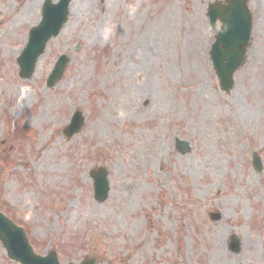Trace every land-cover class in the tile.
I'll return each mask as SVG.
<instances>
[{
	"label": "rangeland",
	"instance_id": "obj_1",
	"mask_svg": "<svg viewBox=\"0 0 264 264\" xmlns=\"http://www.w3.org/2000/svg\"><path fill=\"white\" fill-rule=\"evenodd\" d=\"M86 1L23 80L15 60L43 0H0V211L61 264H264V0H247L251 43L228 94L209 60L215 0ZM75 110L85 122L67 138ZM0 264H18L1 244Z\"/></svg>",
	"mask_w": 264,
	"mask_h": 264
},
{
	"label": "water",
	"instance_id": "obj_2",
	"mask_svg": "<svg viewBox=\"0 0 264 264\" xmlns=\"http://www.w3.org/2000/svg\"><path fill=\"white\" fill-rule=\"evenodd\" d=\"M70 0H59L51 3L45 0L42 6L41 20L38 25L30 28L28 39L20 55L16 58L19 76L23 79L30 77L35 68L38 57L43 53L45 44L52 36H56L67 20ZM226 3L215 1L209 4L207 16L211 26L218 19L221 26L214 42L210 46V60L216 71L219 87L229 92L233 86L232 73L242 64L244 53L250 43L251 19L247 7V0H226ZM68 58L65 55L58 57L50 74L47 77V86H52L58 80L65 68ZM83 124V117L75 111L69 124L64 128L67 137L78 132ZM177 149L186 153L190 148L185 141H176ZM254 164L258 159L254 157ZM94 199L102 202L107 198L109 181L107 171L98 166L90 172ZM212 220L219 218L218 214L210 215ZM0 243L4 247L8 258L20 264H59L56 253L49 252L45 256L33 252L23 228L14 224L0 212ZM229 247L232 251L238 250V240L231 238ZM72 264V263H69ZM82 264H95V260H86Z\"/></svg>",
	"mask_w": 264,
	"mask_h": 264
},
{
	"label": "bare ground",
	"instance_id": "obj_3",
	"mask_svg": "<svg viewBox=\"0 0 264 264\" xmlns=\"http://www.w3.org/2000/svg\"><path fill=\"white\" fill-rule=\"evenodd\" d=\"M71 4H72V2H71ZM73 6L74 7H71L70 8V12H69V14H71V13H74V12H80L81 10H84V9H89L90 8V5L88 4V2L86 1V0H74L73 1ZM153 54V51H152V49H148L147 47H144V49H143V51H142V53H141V55H140V57H141V59H146V58H151L152 55ZM24 98L22 97L20 100H19V102H21L22 100H23Z\"/></svg>",
	"mask_w": 264,
	"mask_h": 264
},
{
	"label": "clouds",
	"instance_id": "obj_4",
	"mask_svg": "<svg viewBox=\"0 0 264 264\" xmlns=\"http://www.w3.org/2000/svg\"><path fill=\"white\" fill-rule=\"evenodd\" d=\"M108 34H109V33L106 31V32H105V39H107Z\"/></svg>",
	"mask_w": 264,
	"mask_h": 264
}]
</instances>
